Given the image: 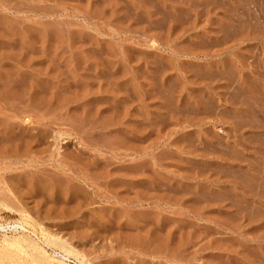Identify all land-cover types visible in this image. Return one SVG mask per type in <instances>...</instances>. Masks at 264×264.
Returning a JSON list of instances; mask_svg holds the SVG:
<instances>
[{"label":"rangeland","instance_id":"1","mask_svg":"<svg viewBox=\"0 0 264 264\" xmlns=\"http://www.w3.org/2000/svg\"><path fill=\"white\" fill-rule=\"evenodd\" d=\"M80 260L264 264V0H0V264Z\"/></svg>","mask_w":264,"mask_h":264},{"label":"bare ground","instance_id":"2","mask_svg":"<svg viewBox=\"0 0 264 264\" xmlns=\"http://www.w3.org/2000/svg\"><path fill=\"white\" fill-rule=\"evenodd\" d=\"M22 224V223H21ZM19 224V223H15V225H14V227H21V228H24V225L22 224ZM60 248H61V250L63 251V252H61V251H57V254L61 257V258H63V259H66V258H69L68 256H69V254H73L74 253V251L72 250V248H67L66 246H65V244H61L60 243ZM60 261H62L63 262V260L62 259H60ZM59 262V261H58ZM77 264H85L82 260H80V262L79 263H77ZM89 264H92V263H89Z\"/></svg>","mask_w":264,"mask_h":264}]
</instances>
